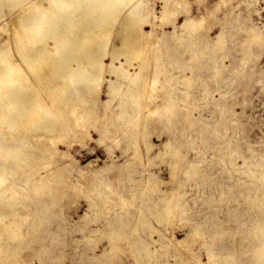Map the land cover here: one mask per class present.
Returning a JSON list of instances; mask_svg holds the SVG:
<instances>
[{
    "label": "rangeland",
    "instance_id": "rangeland-1",
    "mask_svg": "<svg viewBox=\"0 0 264 264\" xmlns=\"http://www.w3.org/2000/svg\"><path fill=\"white\" fill-rule=\"evenodd\" d=\"M144 1L155 44L144 74L154 77L159 64L165 90L118 120L128 84L105 105L115 79L105 71L94 113L76 124L65 111L80 137L56 135L52 154L7 182L27 207L17 238H1L0 264H264V198L255 194L264 179V40L244 49L252 27L264 37V0H181L170 10ZM187 17L204 19L194 40L180 29ZM10 18L7 9L0 44ZM43 176L51 185L36 191ZM172 195L179 210L161 219V199Z\"/></svg>",
    "mask_w": 264,
    "mask_h": 264
},
{
    "label": "bare ground",
    "instance_id": "bare-ground-1",
    "mask_svg": "<svg viewBox=\"0 0 264 264\" xmlns=\"http://www.w3.org/2000/svg\"><path fill=\"white\" fill-rule=\"evenodd\" d=\"M161 3L170 10L181 0ZM7 9L11 18L6 23L8 29L1 31L7 33L8 40L0 44V243L7 234L5 244L21 233L19 209L27 207L26 203H16L19 197L11 192L14 182L8 184V180L21 179L22 169L33 167L43 156L52 154L49 143L55 142L56 135L59 139L80 137L64 117L65 111L69 109L76 117V124L82 122L83 116L92 115L97 105L94 95L102 91L105 71L115 78H108L110 100L105 105H112L124 84H128L118 102V120L130 105L140 108L142 99H158V93L165 90L164 83L161 90L157 88L159 64L153 68L154 77L144 74L149 69L146 53L155 48L152 35L144 30L153 24L144 0H0V19ZM203 22L204 19L187 17L180 26L182 35L187 33L194 40V32ZM114 28H118L120 46L111 40ZM224 31L213 41L214 56L223 50L218 47L225 43ZM173 35L177 38L175 32ZM246 39L244 49L250 53L254 44L262 46L264 37L252 27ZM106 58L110 59L109 65L104 62ZM135 64L139 70L132 73L129 69H134ZM154 113L149 111L144 123L154 121L150 120ZM50 185L43 176L35 182V190ZM255 194L257 200L264 198V179ZM161 204V219L179 210L173 195L162 197ZM260 243V255L264 257V227ZM186 244L187 239H183L176 245L184 249ZM3 249L0 245V252Z\"/></svg>",
    "mask_w": 264,
    "mask_h": 264
}]
</instances>
